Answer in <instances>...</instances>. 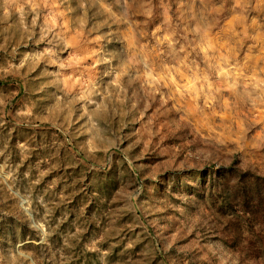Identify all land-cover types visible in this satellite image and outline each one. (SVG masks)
<instances>
[{
	"label": "rangeland",
	"instance_id": "374dc122",
	"mask_svg": "<svg viewBox=\"0 0 264 264\" xmlns=\"http://www.w3.org/2000/svg\"><path fill=\"white\" fill-rule=\"evenodd\" d=\"M264 0H0V264H264Z\"/></svg>",
	"mask_w": 264,
	"mask_h": 264
},
{
	"label": "trees",
	"instance_id": "16d2710c",
	"mask_svg": "<svg viewBox=\"0 0 264 264\" xmlns=\"http://www.w3.org/2000/svg\"><path fill=\"white\" fill-rule=\"evenodd\" d=\"M219 178L227 181L228 186H231V180L236 179L235 185L229 188L238 202L237 205L246 208V214L258 218L264 212V179L250 171L242 172L234 166L224 169Z\"/></svg>",
	"mask_w": 264,
	"mask_h": 264
}]
</instances>
